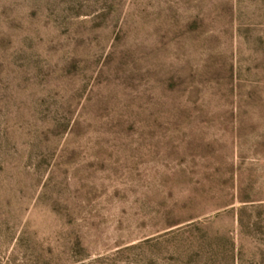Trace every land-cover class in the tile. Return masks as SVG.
Segmentation results:
<instances>
[{
	"label": "rangeland",
	"instance_id": "374dc122",
	"mask_svg": "<svg viewBox=\"0 0 264 264\" xmlns=\"http://www.w3.org/2000/svg\"><path fill=\"white\" fill-rule=\"evenodd\" d=\"M0 264H264V0H0Z\"/></svg>",
	"mask_w": 264,
	"mask_h": 264
}]
</instances>
